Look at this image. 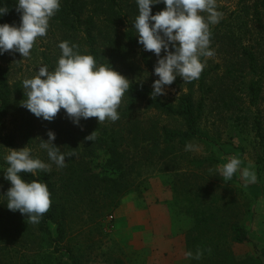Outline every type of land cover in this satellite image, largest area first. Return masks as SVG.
I'll use <instances>...</instances> for the list:
<instances>
[{"label": "rangeland", "instance_id": "rangeland-1", "mask_svg": "<svg viewBox=\"0 0 264 264\" xmlns=\"http://www.w3.org/2000/svg\"><path fill=\"white\" fill-rule=\"evenodd\" d=\"M105 2H110L113 10L121 14L123 19L118 27L122 32L133 28V22L138 15L135 0ZM254 2L255 0H217L222 18L219 23L210 26V32L220 33L210 37V48L214 55L204 58V65L215 69L213 75L216 77V83L214 93L205 99L201 120L203 139L187 143L193 145L189 151L185 150L186 144L177 146V158L170 154L165 158L156 155L148 160L145 159L147 150L141 146L136 148L133 143L127 141L123 157L126 161L137 162V168L132 173L147 178L143 185H148V191L128 193L121 203L104 217L90 219L87 213L79 208L67 219L64 241L56 244L49 235L38 230L36 223L28 222L26 215L7 208V198L3 194L11 183L4 178L5 165L1 161L12 148L0 149V264H74V257L81 264H168L167 252L164 256L158 253L155 238L147 240L142 237L141 230L148 232V229H155L151 218L142 216L138 211L139 208L148 209L149 200L167 209L166 221L168 226L170 222L171 227L165 230L171 232L166 239L169 238L172 244L177 243L179 250L184 246L180 240L181 234L184 233L186 237V233L193 226L194 213L191 208L209 204L218 207L223 200H229L233 208L228 210L227 222L239 221L249 235V241L234 244L235 253H258L264 259V145L255 127V116L262 119L264 127V78L258 106L248 107V98L240 90L243 86L242 77L237 75L233 80L224 75L227 66L231 64L226 58L232 56L233 47L231 48L227 41L224 44L219 42L222 34L229 32L234 36L238 52H242L244 47L255 48L253 44L261 33L254 24ZM165 7L163 3L152 5V14ZM85 27L83 25V28ZM56 35L52 41L46 37L43 42L36 39L34 46L45 49L51 45L55 50L62 41V32H56ZM135 35L138 39L136 32ZM133 47L136 50L134 61L137 66L126 71L125 76L130 80L142 81L152 88L153 81L158 79L154 74L158 57L153 51H145L140 43ZM165 54L162 50L161 55ZM22 59L25 64L29 61V66L25 65L22 71L15 73L14 79L34 77L38 68L43 66L35 62L34 56L29 55ZM235 60H239L238 56ZM217 64L220 66L217 67ZM250 77H247V80ZM189 85L188 81L177 77L170 86H165L166 93L160 96L165 100L177 102L180 96L192 92L197 101L200 99L199 89ZM22 90L24 92L23 88ZM23 100L24 98L20 97L14 102V112L18 116L26 111V107L21 104ZM234 102L237 104H233ZM161 120L171 127H184L179 118L164 115ZM37 125L38 130L35 133L42 134L45 128ZM40 139L39 137L35 140L38 146ZM22 147L25 145L20 144L14 148ZM91 148L94 151L80 146V152L85 154L94 171L111 176L119 174L109 165L110 151L105 144L97 143L91 145ZM232 157L241 159V168L250 167L255 172L257 179L254 183L245 185L239 171L230 181H225L218 175L216 169ZM196 161L203 163L196 165ZM131 232L133 234L129 235ZM200 252L202 254L199 259L193 258L196 263L203 258V251ZM183 253L184 251L180 258L176 252L177 256L170 263L190 264V260L188 261Z\"/></svg>", "mask_w": 264, "mask_h": 264}, {"label": "trees", "instance_id": "trees-1", "mask_svg": "<svg viewBox=\"0 0 264 264\" xmlns=\"http://www.w3.org/2000/svg\"><path fill=\"white\" fill-rule=\"evenodd\" d=\"M16 3L17 0H0V7L8 8V12L0 16V23L19 26L21 13L16 10ZM253 10L254 24L261 33L253 44L255 48L244 47L242 52H238L234 36L229 32L223 33L219 38L221 44L227 41L228 45L233 47L232 56L226 58L231 64L227 66L224 75L233 80L237 75L242 77L243 86L240 90L248 98V107L258 106L263 90L264 0H255ZM122 19L121 14L113 10L112 4L106 3L105 0L89 2L61 0V7L50 18L46 36L38 37L37 40L43 42L46 37L52 41L57 36L56 32L60 31L62 41L77 45L81 53L91 54L98 63L111 64L125 75L126 71L137 66L134 61L136 50L133 46L138 43V39L133 28L121 31L118 25L122 23ZM83 25L86 27L83 28ZM219 33L212 31L210 37ZM60 54L59 47L53 50L51 45L45 49L33 46L30 50V56L35 57V62L48 66L49 70L54 69ZM237 56L239 60L236 61ZM22 58V54L14 50L0 55V149L25 145L32 150L34 157L48 162L46 151L40 149L35 140L39 137L47 140L48 131L52 130L56 133L54 144L65 153H76L66 157L65 167L57 168L53 164L50 173L38 171L37 176H32L31 173L24 174L28 181L39 179L48 185L52 203L36 226L40 232L49 235L56 244L65 240L67 219L79 208L87 213L90 219L104 217L113 211L128 193L148 191V185H143L147 178L132 173L137 168V162L126 161L123 157L127 141L133 143L136 148L141 146L147 150L148 155H145V159L148 160L156 155L165 158L170 154L177 158L179 157L177 146L203 139L201 120L205 99L214 93L216 83L214 68L204 65L200 77L189 82V87L197 86L199 89L200 99L197 101L192 92L183 94L177 102L165 100L161 96L153 98L150 95L153 89L149 85L129 79L130 89L122 97L118 108L120 118L117 121L99 122L97 117H91L82 118L77 125L63 109L49 123L36 117L27 108L20 116L15 114V100L20 97L26 99L22 90L24 77L13 78L25 65L29 66V61L25 64ZM202 60L204 61V58ZM216 66L219 67L220 64ZM249 76L251 77L247 80ZM164 115L181 119L184 127H171L162 122L161 117ZM37 124L45 128L42 134L35 133L38 130ZM255 125L264 145V127L259 116H255ZM94 131L95 139H86ZM97 143L108 147L109 165L119 173L116 176L94 171L85 154L80 152V146L91 150V145ZM1 163L7 167L5 160ZM195 163L201 165L203 161ZM141 185L144 186L143 189ZM230 208L233 207L227 199L220 202L218 207L209 204L191 208L194 222L186 233V247L187 251L193 252V258L197 250L203 251V258L199 263L193 258H188L190 264H264L261 254L235 253L234 244L249 241V235L239 221L227 222ZM73 259L74 264H81L77 258Z\"/></svg>", "mask_w": 264, "mask_h": 264}, {"label": "clouds", "instance_id": "clouds-1", "mask_svg": "<svg viewBox=\"0 0 264 264\" xmlns=\"http://www.w3.org/2000/svg\"><path fill=\"white\" fill-rule=\"evenodd\" d=\"M138 15L133 28L138 34V43L145 51H153L158 57L150 95L155 98L166 93L177 77L191 82L198 79L204 68L202 58L212 57L210 48V26L220 22L222 13L218 10L217 0H135ZM166 5L161 11L152 14V5ZM61 7V0H17L16 10L21 13L19 26L0 23V55L14 50L23 57L38 37H44L49 21ZM8 8L0 7V16ZM61 54L53 70L44 65L37 74L22 81L26 99L21 103L36 117L53 120L63 109L75 124L80 120L97 117L99 122L117 121L120 118L118 108L122 97L130 89V80L112 65L98 63L93 55L81 53L78 46L69 41L58 44ZM174 49V50H171ZM162 50L166 53L161 55ZM132 82V81H131ZM132 84V83H131ZM142 86V85H141ZM56 133L48 131V139H41L39 148L45 150L48 162L34 157L27 146L12 148L3 159L7 167L3 169L4 178L11 186L6 196L7 208L26 215L31 223H38L51 206V193L48 185L39 179L28 181L25 173L37 176L38 171L51 172L52 165L57 168L66 166V157L76 155L65 153L54 144ZM88 140L95 139V131ZM193 145L186 144L185 150ZM242 161L232 157L216 172L225 181H230L240 172L245 185L254 183L256 174L250 167L241 168ZM197 250L195 257L199 259ZM187 258H193L191 250L185 252Z\"/></svg>", "mask_w": 264, "mask_h": 264}, {"label": "crops", "instance_id": "crops-1", "mask_svg": "<svg viewBox=\"0 0 264 264\" xmlns=\"http://www.w3.org/2000/svg\"><path fill=\"white\" fill-rule=\"evenodd\" d=\"M126 201V200H124ZM148 209H144V208H139V212L141 213L142 216H146V217H150L153 223V228L155 229H148L147 231H142V237H145V239L150 240V238H155L154 242H157V246H158V253L160 255L165 254V252H167V255L169 258L168 260V264H171V260L175 258V256H180V254H182V251H184L183 254H185V252L187 251V247H186V237L185 234H181L182 237L180 238L181 243L183 241V247L181 250L178 249L177 247V243L176 244H172L171 240L168 238L166 239V236L169 235V230H165V228L168 227V229H170L171 225L169 222V226L167 224L166 219H168V211L164 206L161 205H157L156 203H153L152 201L147 204ZM165 233H168L165 235ZM133 233H129V235H132ZM163 239V240H162ZM165 243H167V246H165ZM166 247V248H165ZM174 247V248H173ZM175 249V250H174ZM177 254H176V252ZM182 257V255L180 256V258ZM186 257V256H185ZM186 259H188L186 257Z\"/></svg>", "mask_w": 264, "mask_h": 264}]
</instances>
